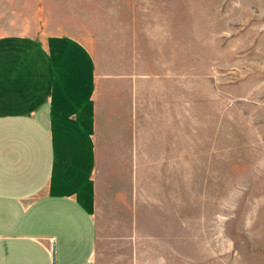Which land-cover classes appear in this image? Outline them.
<instances>
[{
  "label": "crops",
  "instance_id": "1",
  "mask_svg": "<svg viewBox=\"0 0 264 264\" xmlns=\"http://www.w3.org/2000/svg\"><path fill=\"white\" fill-rule=\"evenodd\" d=\"M20 28L0 34V264H174L148 255L189 232L188 72Z\"/></svg>",
  "mask_w": 264,
  "mask_h": 264
},
{
  "label": "rangeland",
  "instance_id": "2",
  "mask_svg": "<svg viewBox=\"0 0 264 264\" xmlns=\"http://www.w3.org/2000/svg\"><path fill=\"white\" fill-rule=\"evenodd\" d=\"M20 27L111 67L187 71L189 232L154 233L148 258L264 264V0H0V34ZM164 176L181 197V174Z\"/></svg>",
  "mask_w": 264,
  "mask_h": 264
}]
</instances>
